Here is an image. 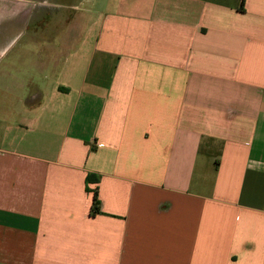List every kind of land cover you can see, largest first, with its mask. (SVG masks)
<instances>
[{"label":"crops","instance_id":"0c3cea01","mask_svg":"<svg viewBox=\"0 0 264 264\" xmlns=\"http://www.w3.org/2000/svg\"><path fill=\"white\" fill-rule=\"evenodd\" d=\"M242 1L0 4V264H264V0Z\"/></svg>","mask_w":264,"mask_h":264},{"label":"rangeland","instance_id":"374dc122","mask_svg":"<svg viewBox=\"0 0 264 264\" xmlns=\"http://www.w3.org/2000/svg\"><path fill=\"white\" fill-rule=\"evenodd\" d=\"M22 0H0V4H3V6L4 7H12V6H15V5H17V4H19V2H21ZM59 1H61V0H59ZM82 7L81 8H84V9H86L87 8V6H89L88 4H86V3H83L82 5H81ZM8 8V9H9ZM8 13V12H7ZM14 35V34H13ZM10 36H12V35H10Z\"/></svg>","mask_w":264,"mask_h":264},{"label":"trees","instance_id":"16d2710c","mask_svg":"<svg viewBox=\"0 0 264 264\" xmlns=\"http://www.w3.org/2000/svg\"><path fill=\"white\" fill-rule=\"evenodd\" d=\"M243 5H244V0L242 1V6H243ZM95 210H96V212L98 211L97 208H96Z\"/></svg>","mask_w":264,"mask_h":264}]
</instances>
